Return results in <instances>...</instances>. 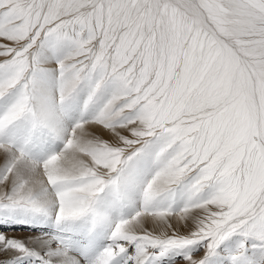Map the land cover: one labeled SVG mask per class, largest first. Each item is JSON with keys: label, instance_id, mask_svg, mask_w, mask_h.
<instances>
[{"label": "snow or ice", "instance_id": "obj_1", "mask_svg": "<svg viewBox=\"0 0 264 264\" xmlns=\"http://www.w3.org/2000/svg\"><path fill=\"white\" fill-rule=\"evenodd\" d=\"M0 264H264V0H0Z\"/></svg>", "mask_w": 264, "mask_h": 264}]
</instances>
